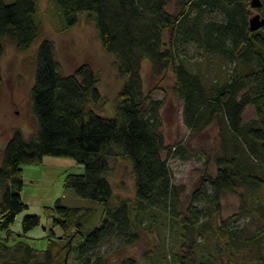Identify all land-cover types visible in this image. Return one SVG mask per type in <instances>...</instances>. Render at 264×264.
<instances>
[{
	"label": "trees",
	"instance_id": "16d2710c",
	"mask_svg": "<svg viewBox=\"0 0 264 264\" xmlns=\"http://www.w3.org/2000/svg\"><path fill=\"white\" fill-rule=\"evenodd\" d=\"M251 1L52 0L65 29L87 13L126 81L113 101V115L100 114L94 106L105 99L93 69L82 64L64 74L54 40L42 39L31 90L38 133L27 140L16 130L0 163V264H112L102 247L115 240L119 248L133 246L142 233L159 232L167 221L177 235L172 264H264V27L252 31L249 23L254 13L264 17V0L258 8ZM39 5L40 0H0V85L5 40L20 50L30 47L41 33ZM189 46L206 63L219 64L211 79L188 66ZM144 58L154 77L172 73V91L183 102L191 134L216 131L213 154L201 152L215 171L205 170L190 193L173 182L162 156L187 158L186 147L166 143L163 99L145 93L142 84ZM248 107L254 116L245 120ZM118 155L130 163L136 188L134 198L116 196L113 204L108 175ZM47 156L83 164L84 173L67 174L64 186L97 201L101 210L66 206L61 199L44 206L52 227L43 237L46 247L38 248L27 239L42 224L39 214H26L15 237L11 228L28 208L22 166L41 165ZM226 194L239 197V210L222 219ZM241 216L249 218L244 225L237 224ZM155 249L145 252V262L163 264ZM118 264L140 263L125 255Z\"/></svg>",
	"mask_w": 264,
	"mask_h": 264
},
{
	"label": "rangeland",
	"instance_id": "374dc122",
	"mask_svg": "<svg viewBox=\"0 0 264 264\" xmlns=\"http://www.w3.org/2000/svg\"><path fill=\"white\" fill-rule=\"evenodd\" d=\"M13 0H6L12 2ZM174 3L169 7L173 10ZM37 20L41 25L40 36L29 48L20 50L15 42L7 38L5 40V55L2 60L3 81L0 85V163L5 146L13 133L18 130L30 140L38 133V124L33 110L31 90L35 81L36 59L40 43L43 38L54 40L56 59L62 66L64 74H70L82 64H88L98 77V89L105 101L102 106L94 108L103 115H113V101L118 92L125 85V78L118 72L116 57L106 53L100 43L95 22L87 13L80 15V22L65 29V20L62 19L56 5L52 0H40ZM187 64L195 72L205 74L209 80L219 69L218 63L208 64L195 46L187 48ZM217 66V67H215ZM231 65H226L230 69ZM145 93H150L154 98L163 99L162 119L163 131L166 143L170 146L181 144L186 147L187 158L162 154L166 158L172 172L173 182L184 184L186 192L190 193L194 182L205 170L215 171L213 162L205 164L202 150L211 155L214 152L215 129H209L202 134L192 135L183 122V102L178 100L172 91L174 78L172 73L162 78L154 77L149 59L144 58L140 72ZM254 116L253 108L248 107L245 120ZM176 147V146H175ZM174 149V147H173ZM192 152H189L190 150ZM24 188L22 199L28 204L12 226L13 237L23 230L22 218L26 214H39L42 224L28 232L27 239L38 248L46 247L43 238L52 227V219L45 216L44 206L53 205L56 200L71 207H98L97 201L79 196L72 188L64 186V178L67 174L84 173V165L73 158L47 156L41 165H23ZM108 180L114 192L112 203L115 204L116 196L121 198L135 197V178L130 163L121 156H114L110 160V172ZM239 197L235 194H226L222 201L221 218L235 214L239 210ZM241 216L238 225H244L249 220ZM96 224H100L97 218ZM60 233L61 229L56 228ZM6 236V232H2ZM35 238V239H34ZM177 242L175 227L171 222L165 225L159 232L142 233L139 241L130 247H120V242L115 240L101 248L102 252H108L112 264H118L123 256H134L140 264H148L144 260L145 252L155 249L156 260L163 264H172L171 254L175 250ZM69 264H72L70 260Z\"/></svg>",
	"mask_w": 264,
	"mask_h": 264
},
{
	"label": "water",
	"instance_id": "95a60500",
	"mask_svg": "<svg viewBox=\"0 0 264 264\" xmlns=\"http://www.w3.org/2000/svg\"><path fill=\"white\" fill-rule=\"evenodd\" d=\"M261 4H262L261 0H252L251 1V5L254 8L260 7ZM249 23H250V28L252 31L258 30V29L264 27V17H262L261 14L258 12L254 13L251 16Z\"/></svg>",
	"mask_w": 264,
	"mask_h": 264
}]
</instances>
